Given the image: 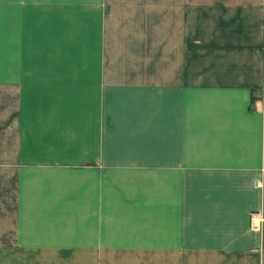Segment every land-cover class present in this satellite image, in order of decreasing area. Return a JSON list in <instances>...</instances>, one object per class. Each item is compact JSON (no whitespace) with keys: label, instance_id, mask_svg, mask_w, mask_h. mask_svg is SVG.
Returning a JSON list of instances; mask_svg holds the SVG:
<instances>
[{"label":"crops","instance_id":"1","mask_svg":"<svg viewBox=\"0 0 264 264\" xmlns=\"http://www.w3.org/2000/svg\"><path fill=\"white\" fill-rule=\"evenodd\" d=\"M255 212L264 0H0V264H264Z\"/></svg>","mask_w":264,"mask_h":264},{"label":"rangeland","instance_id":"2","mask_svg":"<svg viewBox=\"0 0 264 264\" xmlns=\"http://www.w3.org/2000/svg\"><path fill=\"white\" fill-rule=\"evenodd\" d=\"M73 8H76V11H74L76 14H81V8H83L82 4H75V5H69ZM105 10V14L110 15L111 11H113L114 8V4H109L106 3L105 5H103ZM73 13L68 14L69 17H66L67 20H69L70 15ZM80 27H83V22H79ZM78 28V27H77ZM264 218V217H263ZM78 249V248H77ZM62 252H66V250H61ZM107 253V258L108 260H81L79 258L81 255H77V258L75 260H64V259H59V260H53V261H37V262H29V264H147V261L144 259H137V260H127V259H123L126 256L129 255H121L120 253H117L115 251H108L105 252ZM103 253V254H105ZM61 256V255H60ZM132 255H130L131 257ZM143 256V255H141ZM67 257V256H64ZM140 257V256H139Z\"/></svg>","mask_w":264,"mask_h":264},{"label":"built area","instance_id":"3","mask_svg":"<svg viewBox=\"0 0 264 264\" xmlns=\"http://www.w3.org/2000/svg\"><path fill=\"white\" fill-rule=\"evenodd\" d=\"M262 213H252L250 216V229L254 232H260L264 225V218Z\"/></svg>","mask_w":264,"mask_h":264}]
</instances>
